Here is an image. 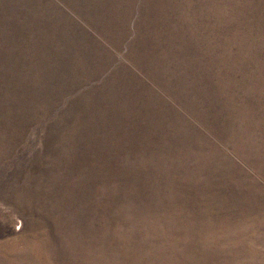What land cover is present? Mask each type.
Returning <instances> with one entry per match:
<instances>
[{
    "label": "rangeland",
    "instance_id": "rangeland-1",
    "mask_svg": "<svg viewBox=\"0 0 264 264\" xmlns=\"http://www.w3.org/2000/svg\"><path fill=\"white\" fill-rule=\"evenodd\" d=\"M0 264H264V0H0Z\"/></svg>",
    "mask_w": 264,
    "mask_h": 264
}]
</instances>
